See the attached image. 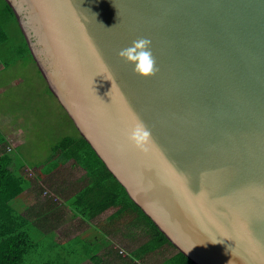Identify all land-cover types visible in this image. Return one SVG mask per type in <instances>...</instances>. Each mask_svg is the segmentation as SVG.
Wrapping results in <instances>:
<instances>
[{
	"label": "water",
	"instance_id": "1",
	"mask_svg": "<svg viewBox=\"0 0 264 264\" xmlns=\"http://www.w3.org/2000/svg\"><path fill=\"white\" fill-rule=\"evenodd\" d=\"M6 1L80 134L175 247L264 264V0ZM141 39L148 77L119 56Z\"/></svg>",
	"mask_w": 264,
	"mask_h": 264
},
{
	"label": "crops",
	"instance_id": "2",
	"mask_svg": "<svg viewBox=\"0 0 264 264\" xmlns=\"http://www.w3.org/2000/svg\"><path fill=\"white\" fill-rule=\"evenodd\" d=\"M24 52L22 49L11 54L16 57L14 64L34 59ZM10 64L8 59L0 58V94L9 86L2 76L9 73ZM20 123L8 114H0V131L8 141L7 145H0V155L6 147L14 148L16 166L24 165L31 180V186L12 205L28 217L35 245L45 251L44 255L32 256L28 264H167L170 256L161 253L167 246L137 256V250L149 239L148 227L139 224L137 214L133 221L134 214L124 215L113 207L88 218L75 208L76 199L91 183L88 172L76 160L67 161L49 174L48 164L34 168L24 164L17 152L24 135Z\"/></svg>",
	"mask_w": 264,
	"mask_h": 264
},
{
	"label": "trees",
	"instance_id": "3",
	"mask_svg": "<svg viewBox=\"0 0 264 264\" xmlns=\"http://www.w3.org/2000/svg\"><path fill=\"white\" fill-rule=\"evenodd\" d=\"M3 2L5 4L1 10L2 15L9 20L3 19L4 25L0 21V39L5 32H9V21L17 20L7 1ZM21 34L25 41L18 50L25 49L24 53L27 52L33 57L22 30ZM7 143V138L0 131V145L4 146ZM55 156L59 157L58 160L54 159ZM71 159L85 168L91 179L90 185L76 199V209L88 218H93L113 207H118L124 215L134 214L133 221L137 214L139 224L147 225L149 236L148 241L137 250L138 257L146 256L168 245L175 247L154 221L131 199L125 187L81 134L65 137L56 145L54 155L47 165L48 174ZM14 164V156L5 148L0 155V264H28L32 256L45 254L44 250L40 251L35 245L29 230L28 217L18 212L12 205V201L31 186V180L24 172V165L19 163L13 167ZM167 264L196 263L177 250L167 259Z\"/></svg>",
	"mask_w": 264,
	"mask_h": 264
},
{
	"label": "rangeland",
	"instance_id": "4",
	"mask_svg": "<svg viewBox=\"0 0 264 264\" xmlns=\"http://www.w3.org/2000/svg\"><path fill=\"white\" fill-rule=\"evenodd\" d=\"M4 4L0 0V21L3 25L4 20H9L2 15ZM8 29L9 32H5L0 39V53L3 55L0 58L8 59L11 63L9 73L2 76L9 86L0 94V114H8L16 122H21L24 135L23 142L17 149L20 160L31 168L40 167L50 162L54 147L63 138L80 136V132L40 74L34 59L28 58L14 64L16 57L11 54L19 51L18 48L25 40L18 20L9 21ZM6 149L8 151L7 147ZM10 153L14 156V148ZM33 173L31 170V175ZM177 250L168 245L161 253L171 256Z\"/></svg>",
	"mask_w": 264,
	"mask_h": 264
},
{
	"label": "clouds",
	"instance_id": "5",
	"mask_svg": "<svg viewBox=\"0 0 264 264\" xmlns=\"http://www.w3.org/2000/svg\"><path fill=\"white\" fill-rule=\"evenodd\" d=\"M119 56L126 62L134 65V73L148 77L155 70V61L150 50V41L141 39L134 41L132 46L122 50ZM148 136L143 125H137L129 134V141L136 145Z\"/></svg>",
	"mask_w": 264,
	"mask_h": 264
},
{
	"label": "built area",
	"instance_id": "6",
	"mask_svg": "<svg viewBox=\"0 0 264 264\" xmlns=\"http://www.w3.org/2000/svg\"><path fill=\"white\" fill-rule=\"evenodd\" d=\"M8 151L11 152L12 151V148L11 147H8ZM121 253H124V251H121Z\"/></svg>",
	"mask_w": 264,
	"mask_h": 264
}]
</instances>
